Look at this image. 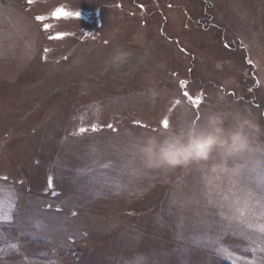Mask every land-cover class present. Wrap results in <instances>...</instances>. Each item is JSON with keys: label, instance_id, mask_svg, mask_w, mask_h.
Returning a JSON list of instances; mask_svg holds the SVG:
<instances>
[{"label": "rangeland", "instance_id": "1", "mask_svg": "<svg viewBox=\"0 0 264 264\" xmlns=\"http://www.w3.org/2000/svg\"><path fill=\"white\" fill-rule=\"evenodd\" d=\"M197 100L264 125V0H0V264H264V156L245 179L137 157Z\"/></svg>", "mask_w": 264, "mask_h": 264}, {"label": "clouds", "instance_id": "2", "mask_svg": "<svg viewBox=\"0 0 264 264\" xmlns=\"http://www.w3.org/2000/svg\"><path fill=\"white\" fill-rule=\"evenodd\" d=\"M129 53L115 49L106 64L120 67ZM217 67H220L217 64ZM198 116V118H197ZM264 125L251 109L226 107L205 109L198 114H186L178 123L159 128L140 137L139 156L147 169L171 171L188 168L192 164L205 166L214 156L221 165L213 164V171L222 169L223 162L244 153L264 156ZM130 264H147L144 253H136Z\"/></svg>", "mask_w": 264, "mask_h": 264}, {"label": "snow or ice", "instance_id": "3", "mask_svg": "<svg viewBox=\"0 0 264 264\" xmlns=\"http://www.w3.org/2000/svg\"><path fill=\"white\" fill-rule=\"evenodd\" d=\"M33 0H29V3H32ZM61 15L63 17H69V16H72V15H75L77 17H79L80 13L79 12H76V13H70V12H66L64 11V9L61 7V8H57L53 13H52V16L53 18H56V19H59L61 18ZM37 20H40V21H43L44 20V17L43 16H37L36 17ZM48 26L45 25V30H47ZM49 39H53V37L51 35H49L48 37ZM45 51H47V49H45ZM250 62V61H249ZM183 83V82H181ZM184 97H187L188 99H191V97L188 96V93L185 92L184 94ZM197 111L195 114H198L200 112V108H199V105L202 103V101L200 100H197ZM174 104L175 105H180L181 104V100L180 99H176L174 101ZM198 118V116H197ZM170 117L168 115H165L162 120H161V123L163 125V128H168L169 127V124H170ZM109 127H111V125H109ZM92 130H96L95 129V126H93V129ZM81 133L85 132L86 129L84 128H81L79 130ZM153 131H155V129H153ZM134 148L136 149V154H137V157L141 160L140 156H139V152H138V148H139V144H135L134 145ZM257 154H253V153H244L242 154L241 156L233 159V160H229V161H226V162H223V166H222V169L221 170H218V171H213L212 168H210L209 172L206 173V176L209 175V174H224V175H229L231 176L234 169H233V166H238V169H239V174H240V177L241 179H245V172L247 170V164H248V161L252 160L254 157H256ZM142 161V160H141ZM210 163L212 164H216V165H221V161L219 159V157L217 156H214L212 158V160L210 161ZM6 179V178H5ZM259 191V194L261 196H264V190H258ZM226 209H228L229 206L225 205L224 206ZM249 215L250 216H253L254 217V213L250 210L249 211ZM220 217L222 220H225V221H228V220H231L232 218V212L231 210H227L223 213L220 214ZM11 213H7L5 214L4 211H3V208L0 207V221H8L10 222L11 221ZM240 226V225H238ZM243 227H251V224L248 223L247 221H245V224L243 225Z\"/></svg>", "mask_w": 264, "mask_h": 264}]
</instances>
